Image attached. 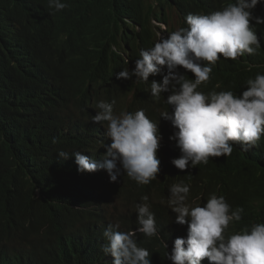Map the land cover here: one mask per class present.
Here are the masks:
<instances>
[{
	"label": "clouds",
	"instance_id": "clouds-1",
	"mask_svg": "<svg viewBox=\"0 0 264 264\" xmlns=\"http://www.w3.org/2000/svg\"><path fill=\"white\" fill-rule=\"evenodd\" d=\"M201 1L182 0V11H169L171 21H153L158 30L151 45L134 58L127 51L125 68L108 73L109 84L133 87L118 100L92 101L89 114L82 100L94 97L104 80L87 70L77 85L85 48L79 33L66 32L55 50L27 57L43 89L60 94L61 117L74 139L75 120L96 134L105 130L100 159L71 155L80 173L106 172L98 199L108 215L102 251L112 264H151L146 238L161 239L172 264L205 258L209 264H264V63L249 59L261 48L256 24H264L258 17L264 8L253 10L262 0H234L186 12ZM66 7L62 0H36L31 15L49 26ZM148 109L158 117H148ZM236 154L250 162L249 187L235 188L241 187L231 174ZM218 166L224 168L214 170ZM116 184L122 191L148 190L132 208L127 199L134 193L127 196ZM161 226L173 235L170 245ZM42 258V248H35L27 261Z\"/></svg>",
	"mask_w": 264,
	"mask_h": 264
},
{
	"label": "trees",
	"instance_id": "trees-1",
	"mask_svg": "<svg viewBox=\"0 0 264 264\" xmlns=\"http://www.w3.org/2000/svg\"><path fill=\"white\" fill-rule=\"evenodd\" d=\"M35 1L0 0V263L112 264L113 257L102 251L108 215L98 199L106 172L80 173L71 155L79 151L90 159H100L106 153V137L94 133L84 120L72 123L78 138L67 132L60 94L43 89L27 57L30 51L55 50L66 32L79 33L85 48L77 85L85 81L87 70L104 80L94 97L82 100L89 114L92 101L118 100L133 87L118 80L109 84L108 73L115 75L125 68L127 51L134 58L138 50L150 46L158 30L153 21H171L169 11H182V0H62L67 7L49 26L31 15ZM232 1L203 0L186 12H208ZM262 8L264 0L253 10ZM258 17H264V12ZM256 25L261 48L249 59L264 63V24ZM140 104H146V96ZM146 115L158 117L155 109H148ZM60 151L69 153V158L60 157ZM233 162L232 178L241 186L235 188L249 187L253 179L250 162L239 154ZM114 186L127 196L134 193V198L127 199L132 208L148 190L143 186L122 191L118 184ZM161 219L159 214L156 221ZM160 232L170 245L173 235L163 226ZM144 244L153 254L151 264H172L161 239L146 238ZM35 248H42L43 258L32 263L27 258ZM201 264L209 261L205 258Z\"/></svg>",
	"mask_w": 264,
	"mask_h": 264
},
{
	"label": "rangeland",
	"instance_id": "rangeland-1",
	"mask_svg": "<svg viewBox=\"0 0 264 264\" xmlns=\"http://www.w3.org/2000/svg\"><path fill=\"white\" fill-rule=\"evenodd\" d=\"M172 20H173V24H175V25H177V24L179 23V18H178L177 15H175V14L172 15ZM115 202H116V201H115ZM117 207H119L118 204L114 205L113 208H117Z\"/></svg>",
	"mask_w": 264,
	"mask_h": 264
},
{
	"label": "bare ground",
	"instance_id": "bare-ground-1",
	"mask_svg": "<svg viewBox=\"0 0 264 264\" xmlns=\"http://www.w3.org/2000/svg\"><path fill=\"white\" fill-rule=\"evenodd\" d=\"M112 76H113V75H112ZM104 131H105V130L102 131L103 134H104ZM106 187L108 188V186H106Z\"/></svg>",
	"mask_w": 264,
	"mask_h": 264
}]
</instances>
